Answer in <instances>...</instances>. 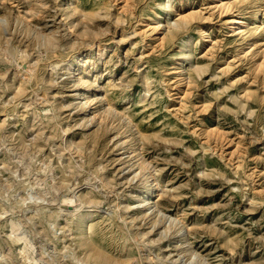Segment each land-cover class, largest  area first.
<instances>
[{"label":"rangeland","instance_id":"obj_1","mask_svg":"<svg viewBox=\"0 0 264 264\" xmlns=\"http://www.w3.org/2000/svg\"><path fill=\"white\" fill-rule=\"evenodd\" d=\"M166 1L0 0V264H264V0Z\"/></svg>","mask_w":264,"mask_h":264},{"label":"bare ground","instance_id":"obj_2","mask_svg":"<svg viewBox=\"0 0 264 264\" xmlns=\"http://www.w3.org/2000/svg\"><path fill=\"white\" fill-rule=\"evenodd\" d=\"M226 1V0H225ZM236 1H238L239 3H242V2H245V1H248V0H236ZM236 1H233V2H231L230 0H228V1H226V2H221V7L224 9V10H226V11H231L232 10V6H233V4L236 2ZM168 2H170L169 0H167L166 2H164L163 3V5L164 6H168ZM218 4V3H217ZM70 7V6H69ZM76 8V7H75ZM168 10H169V12H171L172 10H174V8H172V6H168ZM223 12V11H222ZM262 12H263V10H262V8H261V6H257L256 8H255V14L257 15V20H259V24H261V25H263V21H262V19H263V14H262ZM230 13V12H229ZM245 14V13H244ZM191 16V15H190ZM184 18H186V17H184V16H182V19L181 20H183ZM4 22V21H3ZM171 24V23H170ZM0 25H1V23H0ZM184 25V24H183ZM251 24L249 23V22H247L246 21V18L244 17V16H242V15H236L235 17H233V18H231V19H229L228 21H227V23H226V26H227V28L229 29V32H231L232 34H234V35H237V36H239V35H247V34H249V35H251L252 33H253V31L255 30V28L254 27H252V26H250ZM159 27H160V24L159 25H157L156 27H155V30L157 31V32H159ZM262 28H264V26H261V29ZM168 29V28H167ZM166 29V30H167ZM182 30H184V26H182L181 24H180V20L179 21H175L173 24H172V26H170V28H169V32L166 34V37L167 38H174L175 36H177L178 35V33L180 32V31H182ZM155 34V33H154ZM38 35V34H37ZM41 36V35H40ZM39 36V37H40ZM48 38V37H47ZM201 38L202 39H205L206 38V36H205V32L203 31V30H201ZM42 39V38H41ZM189 39H190V36H188V38L186 39V40H184L183 41V45H182V51H184V49H185V47H186V45H187V43H188V41H189ZM44 40H47V39H44ZM51 41V40H50ZM255 41V40H254ZM45 42H47V41H45ZM54 42V41H53ZM206 42V41H205ZM50 43V42H49ZM47 44V43H46ZM53 44V43H52ZM52 46H54V45H52ZM102 46H99L98 47V51H104V49L103 48H101ZM96 53V52H95ZM88 54V53H87ZM79 56V55H78ZM193 54L192 53H183L182 54V58H181V61H183V62H185V61H191L192 59H193ZM83 58H84V55H82V56H80V57H77V62H78V60H80V62H82L83 61ZM263 58V63H260V64H258L257 66H258V68L260 69V68H262L263 66H264V56L262 57ZM97 59V58H96ZM262 60V59H261ZM86 64H88V62H90V59L88 58V59H86L85 61H84ZM94 62V61H93ZM79 63V62H78ZM85 65V64H84ZM195 67V66H194ZM73 68V67H72ZM85 68H86V65L85 66H82V68L81 69H79V70H77V73L75 74V77H76V80H75V82L77 83V86L78 87H80V86H82V84H84V83H86L85 81V77H86V75H85V73H84V71H85ZM178 69H183V67H181V68H178ZM264 69V68H263ZM200 70H202L200 67H195V69H194V71H196V72H198V71H200ZM176 71V70H175ZM179 72H181L180 70H178L177 71V73H179ZM108 73V72H107ZM71 76H72V74H71ZM189 78V77H188ZM181 80H184V78H182ZM85 85V84H84ZM95 86H97V83H96V80L94 81V82H92L90 85H88L87 86V88H85V89H82L83 91L80 93V94H78L77 95V97H76V99H79L80 100V106H81V108H90V106H91V104H93V102H96V104L98 103V102H102V101H104V100H106V97L104 96V95H101L100 93H95V94H93V95H90V94H88L89 93V91H91V90H94L95 89ZM107 104V106H108V108H105V112H108L107 114H108V116L109 117H112L113 118V116H114V114H116V111H114L115 109H111V107L109 106V104L108 103H106ZM106 106V107H107ZM104 109V108H103ZM92 114V113H91ZM118 114H120V113H118ZM87 115V114H86ZM102 115V114H101ZM88 116V115H87ZM117 116V115H116ZM126 118V117H125ZM94 119V115H93V117L91 118V121ZM128 119V118H127ZM95 120V119H94ZM131 122V121H130ZM96 123V122H95ZM100 124V123H99ZM99 124H97V125H99ZM105 124V123H104ZM110 124V123H109ZM107 125V124H106ZM107 128H109V127H107ZM110 129V128H109ZM111 131V130H110ZM119 136V135H118ZM130 148V147H129ZM130 150V149H129ZM127 152V151H126ZM129 152V151H128ZM132 152H134V151H132ZM126 154V153H125ZM133 156H134V158H135V156L136 155H134V154H132ZM130 156V155H129ZM132 156V157H133ZM128 166H130V165H128ZM141 168H143V166L141 167ZM136 172L134 171V175L135 176H137V174L139 173V172H137V174H135ZM151 177V174H149V176H147V177H144L143 178V181L145 182V186L146 185H148L149 184V178ZM158 187H159V184L158 183H156L155 182V184L154 183H152L151 185H150V187L148 188L147 186H146V188H148L149 190H150V193H149V197L147 196V198H143L141 201H142V203L144 204L143 205V207L144 206H147L148 205V208H146V210H149V211H151V214H155L156 216H160L161 215V213H162V211L160 210V208L158 207V205H157V203H156V201H154L157 197H159V195L157 194V189H158ZM147 189V190H148ZM164 191H166V190H164ZM150 197L151 198H153L152 200H153V202H150L149 200H151L150 199ZM88 198V197H87ZM83 201V200H82ZM140 206H142V205H140ZM94 208V207H93ZM96 208V207H95ZM86 211V210H85ZM140 212V211H139ZM141 213V212H140ZM146 214H147V212H146ZM149 215V214H148ZM163 215V214H162ZM145 216V215H144ZM81 217H82V215L81 214H79V215H77V220H81ZM88 218H89V216H86V218L84 219V220H82L81 221V224H82V226L81 227H85L87 224H88ZM164 218V217H163ZM175 221V220H174ZM173 223H175V222H173ZM154 225V224H153ZM155 225H157V224H155ZM14 226V225H13ZM58 226V225H57ZM61 226V225H60ZM15 228V227H14ZM64 229V228H63ZM181 231V230H180ZM70 236V235H69ZM22 239H23V237H22ZM80 240H81V247L84 249V251H85V253H86V255H87V257L89 258V259H91L95 264H116V262L109 256V255H107L105 252H103L102 250H100L97 246H95L93 243H91L90 241H88L87 240V238L85 237V234H84V231H83V229H81L80 230ZM20 241H21V239H20ZM188 245V244H187ZM189 246V245H188ZM137 251H138V249H137ZM84 253V254H85ZM68 254V253H67ZM194 256V255H193ZM35 257V256H34ZM79 258V257H78ZM81 258H83V257H81ZM37 259V258H36ZM204 259V258H203ZM43 260V259H42ZM49 260H50V258H49ZM58 260V259H57ZM144 260V259H143ZM146 260V259H145ZM148 260V259H147ZM81 261V260H80ZM34 262V261H33ZM37 262V261H36ZM61 262V261H60ZM151 262V261H150ZM64 263V262H63ZM133 263V262H132ZM37 264V263H36ZM55 264H57V263H55ZM202 264V263H201Z\"/></svg>","mask_w":264,"mask_h":264}]
</instances>
